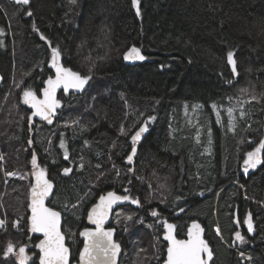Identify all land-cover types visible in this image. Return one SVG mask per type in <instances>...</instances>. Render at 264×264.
I'll return each mask as SVG.
<instances>
[{
	"label": "trees",
	"instance_id": "16d2710c",
	"mask_svg": "<svg viewBox=\"0 0 264 264\" xmlns=\"http://www.w3.org/2000/svg\"><path fill=\"white\" fill-rule=\"evenodd\" d=\"M139 7L137 16L131 0H0V264H19L21 246L27 264H39L27 210L38 169L54 184L48 205L63 216L72 262L88 209L113 191L138 201L113 213L122 214L111 221L123 238L119 264H161L164 220L177 237L198 220L211 264H264V155L242 171L264 136V0H139ZM133 46L144 60L124 59ZM53 48L89 77L88 87L63 99L51 126H29L23 93L39 92ZM142 125L131 163L128 140ZM9 242L15 254L5 257Z\"/></svg>",
	"mask_w": 264,
	"mask_h": 264
},
{
	"label": "snow or ice",
	"instance_id": "6c2138e0",
	"mask_svg": "<svg viewBox=\"0 0 264 264\" xmlns=\"http://www.w3.org/2000/svg\"><path fill=\"white\" fill-rule=\"evenodd\" d=\"M18 4L28 5L30 0H16ZM75 3V0H72ZM133 8L136 10L137 16L140 15L139 0H131ZM27 15L31 16L29 11ZM35 28V25H33ZM41 39H45L41 35ZM60 53L56 48L52 49V67L56 69L55 79L49 77L45 82L47 87L43 89V100H38L35 93L26 90L23 93L24 102L30 103L31 107L35 109L34 115H39L42 119L51 123V115L55 108L59 104V101L55 99L56 88L60 85L64 86L65 91L68 88H82L87 82L89 77H81L78 73L72 72L70 69L63 68L59 65ZM126 61L144 60L145 56L141 54V49L135 46L128 49L124 54ZM227 61L232 65L233 73L236 72V61L233 58V52L227 53ZM231 112V110H229ZM31 119V118H30ZM146 127L142 126L136 131L135 135H132V154L127 159L132 161L133 155L137 151V141L140 140L142 133L146 131ZM123 131V129H122ZM31 143V141H30ZM264 149V140L254 150L248 152L247 158L244 160L245 172L250 168H255L257 164L261 162L260 153ZM68 158L67 152H65V159ZM32 163L35 166L37 164V158L34 154L32 157ZM64 173L67 174L71 171L69 168H65ZM11 175V174H9ZM36 183L31 188V208L32 215L30 220V231L36 233H43L44 239L36 245L40 249V261L39 264H69V248L65 244L66 235L61 231V213L55 211L53 208L45 206V198L52 190V183L45 179V173L43 169H39L34 173ZM23 179V177H21ZM127 196H118L114 192H109L107 198L100 197V203L93 206V209L89 212L88 219L95 224V229L84 228L79 232V235L84 237V247L80 251L81 264H116V257L120 252V244L115 242L112 238L113 230H105L103 228V222L107 218L108 211L112 205L117 201L128 200ZM132 203H138L137 200H132ZM183 211V210H181ZM156 215L155 212L152 213ZM131 219V217H127ZM248 224V231L253 230L252 224L249 220L245 221ZM4 222L0 221V226H3ZM164 227L167 230L165 233V239L168 241L167 259L165 264H206L202 254L207 253L211 258L212 253L209 251L206 242L200 236V226L193 222L192 226L188 229V239L179 240L173 235L174 225L164 222ZM235 236L238 240L243 242L244 237L240 232H236ZM14 245L9 242L4 256L7 257L10 253H14ZM26 248L21 246L17 259L19 264H27L30 259L26 254ZM243 256V253H241Z\"/></svg>",
	"mask_w": 264,
	"mask_h": 264
},
{
	"label": "water",
	"instance_id": "95a60500",
	"mask_svg": "<svg viewBox=\"0 0 264 264\" xmlns=\"http://www.w3.org/2000/svg\"><path fill=\"white\" fill-rule=\"evenodd\" d=\"M59 63V65L60 66H62L63 68H66V69H70L72 72H75V73H78L82 78L83 77H85V76H82L79 72H77V71H75V70H73L71 67H68V66H65L62 62H58ZM53 76H51V78H53V79H55V76H56V69L53 67ZM49 79V77L45 80V82L47 81ZM0 82H2V76H1V74H0ZM44 82V86L41 88V90H40V93L38 94V93H36V92H34V91H32L33 93H35V95H36V98L38 99V100H43L44 99V95H43V89L45 88V87H47V85H46V83ZM87 87H88V81L84 84V86L82 87V88H68V90L67 91H65V89H64V86L63 85H60L59 87H57L56 88V91H55V99L57 100V101H59V104L57 105V107L55 108V110H54V112H53V114L51 115V123H49L47 120H44V119H42V117L41 116H39V115H34L33 113L35 112V109H33L32 107H31V104L30 103H25L24 102V99H23V102L25 103V105L28 107V109H29V126H32L33 125V122H34V120H36V121H40V122H43V123H45L46 125H48V126H51L53 123H54V119H55V116L57 115V113H58V111L62 108V102L60 101V99H58V92L59 91H64V92H66V93H71V94H80V93H82V92H84L86 89H87ZM29 91H31V90H29ZM31 118V119H30ZM255 149V148H254ZM253 149V150H254ZM262 157H263V149H262V151H261V153H260V159L262 160ZM65 169V168H64ZM64 169H62V174H64V175H67V174H65L64 173ZM39 170V169H38ZM45 179H47V180H49L51 183H52V190L49 192V195L45 198V206L46 207H50L49 205H48V200L50 199V197H51V195H52V192H53V189H54V184H53V182H52V180L51 179H49L46 175H45ZM36 183V178H34L33 180H32V182H31V185H30V187H29V191H28V206H27V210H28V220H29V218L31 217V215H32V212H31V208L29 207V204L31 203V188H32V185H34ZM109 192H113V191H109ZM109 192H106V193H104V194H102V195H100L98 198H97V200L95 201V203L94 204H92L91 206H90V208L88 209V211H87V215H86V227L85 228H90V229H95V224H93L89 219H88V215H89V212L93 209V206L94 205H97V204H99L100 203V197L101 196H104L105 198H107V194L109 193ZM116 195H118L116 192H114ZM119 196V195H118ZM129 203H131L133 206H136V203L134 204V203H132L130 200H121V201H117V203H115V204H113L112 205V207H111V209L108 211V214H107V218L104 220V222H103V228L105 229V230H108V229H112L113 230V236H112V238H113V240L115 241V238H114V235H115V229L113 228V227H108L109 225H110V223H111V220H112V217H113V213H114V211H115V209L117 208V207H119L120 205H124V204H129ZM50 208H52V207H50ZM55 211H58V212H60L59 210H57V209H55V208H53ZM61 213V212H60ZM167 222V223H169V224H172V225H174V223H172V222H170V221H167V220H164L163 221V233H162V238L166 241V243H167V248H168V241L164 238L165 237V233H166V229H165V227H164V222ZM193 222H195L196 224H198L199 226H200V236H201V238L206 242V244H207V246H208V249H209V251L212 253V255H211V258H209L208 257V255H207V253H204V254H202V257H203V259L206 261V264H211V261H212V259H213V257H214V253H213V250H212V247H211V245L209 244V242H208V240L206 239V237H205V228L203 227V225L198 221V220H192V221H190V223H189V225H188V227H187V231H186V235H185V237L184 238H178L176 235H175V227H174V230H173V235L176 237V239H179V240H186V239H188V229L192 226V224H193ZM29 223H30V220H29ZM63 224V216H62V214H61V225ZM175 226V225H174ZM84 229V228H83ZM82 229V230H83ZM81 230V231H82ZM61 231H62V227H61ZM63 232V231H62ZM64 233V232H63ZM33 234L35 235V236H37L38 237V241H37V243H36V245L37 244H39V242L41 241V240H43L44 239V236H43V233H36V232H33ZM65 234V233H64ZM81 237V239L83 240V244H82V247H81V249H80V251L83 249V247H84V237H82V236H80ZM116 242V241H115ZM118 243V242H117ZM65 244H66V246L69 248V264H81V261H80V251H79V254H78V259H77V261H71V250H70V247L67 245V239L65 240ZM167 248H166V253H165V259L163 260V262L161 263V264H165V261H166V259H167ZM38 249V252H39V261H40V249L39 248H37ZM120 252L118 253V255H117V257H116V264H119V261H120V258H121V255H122V247L120 246Z\"/></svg>",
	"mask_w": 264,
	"mask_h": 264
},
{
	"label": "flooded vegetation",
	"instance_id": "af4514ba",
	"mask_svg": "<svg viewBox=\"0 0 264 264\" xmlns=\"http://www.w3.org/2000/svg\"><path fill=\"white\" fill-rule=\"evenodd\" d=\"M59 61V60H58ZM60 62V61H59ZM53 67H52V65L49 67V72L47 73V75H46V77H45V79H44V81H43V83H42V86H41V88L44 86V82H45V80L48 78V77H51V76H53ZM41 88H40V90H41ZM40 90H39V92H38V94L40 93ZM69 94L71 95V93H66V92H64V91H59L58 92V99H60V101L62 102V107H63V105H64V101H63V99L64 98H66V97H68L69 96ZM61 111V109L58 111V113ZM57 113V114H58ZM56 117V116H55ZM143 126V125H142ZM142 126H140V127H142ZM139 127V128H140ZM144 127H146L145 125H144ZM139 128L136 130V131H138L139 130ZM136 131L134 132V134H132V135H135V133H136ZM144 136H145V134H143L142 133V135H141V138H140V140L139 141H137V144H136V147L138 146V144L139 143H141L142 142V140H143V138H144ZM131 137L132 136H130V138H129V140H128V143L132 146V140H131ZM131 150H132V147H131ZM132 153V152H131ZM130 153V154H131ZM129 154V155H130ZM128 155V156H129ZM264 155V154H263ZM131 163H133V159H132V161H131ZM245 168H242V171H243V173H244V175H246L247 174V172H245V170H244ZM112 221V220H111ZM236 222H237V218H236ZM161 225H162V233H163V222H161ZM86 227V219H85V226L83 227V228H85ZM108 227H113L112 225H111V223H110V225L108 226ZM243 224L241 223V225H240V223L239 224H237V228H238V230L239 231H241L242 232V230H243ZM82 228V229H83ZM114 229H115V235H114V238H115V241L116 242H118L119 244H120V246L122 247V237H121V234H120V232L116 229V227H113ZM81 229V230H82ZM80 230V231H81ZM162 233H161V235H162ZM185 235H186V232H185ZM185 235L183 236V237H178V238H184L185 237ZM80 236V235H79ZM81 238V237H80ZM163 242H164V244H165V253H166V248H167V243H166V241L163 239ZM82 244H83V240H82ZM82 247V246H81ZM81 249V248H80ZM123 249V248H122ZM123 251V250H122ZM164 259H165V254H164ZM163 259V260H164ZM163 262V261H162ZM161 262V263H162Z\"/></svg>",
	"mask_w": 264,
	"mask_h": 264
},
{
	"label": "rangeland",
	"instance_id": "374dc122",
	"mask_svg": "<svg viewBox=\"0 0 264 264\" xmlns=\"http://www.w3.org/2000/svg\"><path fill=\"white\" fill-rule=\"evenodd\" d=\"M59 62V61H58ZM50 64L52 65V63H51V61H50ZM186 111H188L189 112V110H186ZM204 113V112H203ZM200 116H201V114H200ZM212 132V128L210 129V133ZM196 134H200V132H197ZM262 140H264V136L262 137ZM59 147H60V149H61V152H62V155L64 154L65 155V152H67V148H66V146H65V144H64V142H63V140L61 139L60 140V142H59ZM259 145H260V143H259ZM258 146H255V147H252L248 152H250V151H252L254 148H257ZM247 152V153H248ZM247 158V157H246ZM244 166H245V164H244ZM45 173V172H44ZM246 220H243V223L245 224V226H246V222H245ZM247 226H248V224H247ZM216 230H217V232L219 233V230H218V228L216 227ZM240 233H241V231H239ZM242 235V234H241ZM237 239V238H236ZM238 241H240V240H238Z\"/></svg>",
	"mask_w": 264,
	"mask_h": 264
},
{
	"label": "bare ground",
	"instance_id": "6f19581e",
	"mask_svg": "<svg viewBox=\"0 0 264 264\" xmlns=\"http://www.w3.org/2000/svg\"><path fill=\"white\" fill-rule=\"evenodd\" d=\"M69 95H70V94H69ZM72 95H73V94H72ZM31 131H32V130H31ZM0 181H1V180H0ZM119 191H120V190H119ZM122 192H123V191H122ZM122 194H123V193H122ZM122 196H123V195H122ZM121 207H122V208H121ZM124 207H125V206H124ZM120 208L122 209V210H121V213L124 211L123 209H125L127 212L130 211V210H129V207H128V204H127V208H128L129 211H128L126 208H123V205H122V206L120 205ZM120 208H118V209H120ZM118 209H117V210H118ZM130 209H131V207H130ZM115 210H116V209H115ZM127 212L123 213V218L127 215ZM131 212H132V211H131ZM131 212H130V213H131ZM118 213H120V212L118 211ZM132 213H133V212H132ZM124 214H126V215H124ZM114 215L116 216V214H114ZM117 215H118L117 217H120V218H121V216H122V214H121V216H120L119 214H117ZM163 216H165V215H163ZM117 217H115L114 219H116ZM156 217H157V215H156ZM159 217H160V216H159ZM114 219H112V220H114ZM121 219H122V218H121ZM121 219H120V220H121ZM141 219H143V218H141ZM153 219H154V218H153ZM122 221H123V220H122ZM145 221H146V220H145ZM114 222H116V220H114ZM118 222H119V221H118ZM148 222H149V220H148ZM150 222H151V221H150ZM112 223H113V222H112ZM132 223H133V222H132ZM132 223H131V225H132ZM120 224H121V222H120ZM126 225H127V223H126ZM131 225H130V226H131ZM152 225H153V224H151V226H152ZM132 226H133V225H132ZM132 226H131L130 228H132ZM143 226H144V225H143ZM159 226H160V225H159ZM134 227H135V225H134ZM134 227H133V228H134ZM128 228H129V225H128ZM128 228H127V229H128ZM153 228H154V227H153ZM154 229H155V228H154ZM132 230H134V229H132ZM132 230H131V231H132ZM151 230H152V229H151ZM156 230H157V229H156ZM129 231H130V230H129ZM131 231H130V233H131ZM152 231H153V230H152ZM133 232H134V231H133ZM135 233H136V232H135ZM135 233H131V234H132V235L134 234V235L136 236ZM126 234H129V233L126 232ZM133 237H134V236H133ZM136 243H137V242H136ZM136 243H135V244H136ZM133 248H134V247H133ZM123 250H124V249H123ZM124 252H125V251H124ZM124 252H123V253H124Z\"/></svg>",
	"mask_w": 264,
	"mask_h": 264
}]
</instances>
